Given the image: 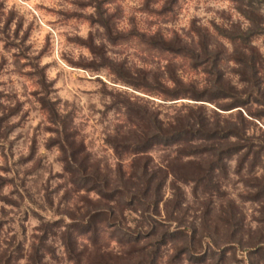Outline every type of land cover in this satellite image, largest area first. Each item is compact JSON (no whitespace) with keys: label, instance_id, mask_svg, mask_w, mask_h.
<instances>
[{"label":"rangeland","instance_id":"1","mask_svg":"<svg viewBox=\"0 0 264 264\" xmlns=\"http://www.w3.org/2000/svg\"><path fill=\"white\" fill-rule=\"evenodd\" d=\"M0 264H264V0H0Z\"/></svg>","mask_w":264,"mask_h":264},{"label":"trees","instance_id":"2","mask_svg":"<svg viewBox=\"0 0 264 264\" xmlns=\"http://www.w3.org/2000/svg\"><path fill=\"white\" fill-rule=\"evenodd\" d=\"M169 95L171 97H179L181 94L175 92H169ZM193 125H197L196 128H194L192 125L188 123H179L178 127L175 129V127L170 128L169 134H156L152 136H145L143 140L138 141L135 144H122V143H113L114 147L117 149L120 145L124 146L126 148H131L133 151H144L145 149H148L152 145L159 144V143H174L176 141L180 140H186L195 138L196 140L199 139H212L213 137H216V132L210 131L207 128H205V124L203 121H197L193 123ZM160 131V130H159ZM203 150H197L196 153H202ZM156 192L152 194L155 195ZM144 189H140L138 193L136 194L137 201H144L145 198ZM156 198L153 196L152 199L149 200V204L155 205Z\"/></svg>","mask_w":264,"mask_h":264}]
</instances>
